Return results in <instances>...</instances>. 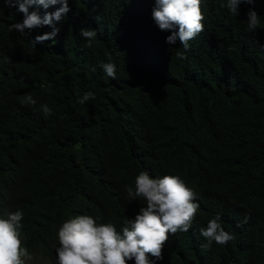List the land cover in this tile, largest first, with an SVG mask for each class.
I'll return each instance as SVG.
<instances>
[{
    "label": "trees",
    "instance_id": "trees-1",
    "mask_svg": "<svg viewBox=\"0 0 264 264\" xmlns=\"http://www.w3.org/2000/svg\"><path fill=\"white\" fill-rule=\"evenodd\" d=\"M223 3L202 0L204 31L179 60V41L167 45L151 20L153 0H69L55 40L35 48L29 40L52 29L10 31L23 14L0 0V215L23 211L22 242L84 207H105L120 231L145 206L125 189L146 170L181 176L200 206L155 264H264V0L240 4L239 16ZM81 28L98 31L92 47ZM108 62L115 79L100 67ZM89 91L96 99L78 103ZM217 214L236 238L204 249L200 229Z\"/></svg>",
    "mask_w": 264,
    "mask_h": 264
},
{
    "label": "clouds",
    "instance_id": "clouds-1",
    "mask_svg": "<svg viewBox=\"0 0 264 264\" xmlns=\"http://www.w3.org/2000/svg\"><path fill=\"white\" fill-rule=\"evenodd\" d=\"M242 3L254 5L256 0H226L221 7L239 16L238 8ZM57 5L59 7L55 11H47ZM201 5L202 0H153L151 20L159 31L170 33L165 38L167 45L179 41L184 49L176 53L179 60L187 59L190 41L204 31L205 16ZM3 6L16 7L23 14L22 22L10 25V31L15 30L28 38L34 30L43 27L52 29L29 40L33 48L36 44L55 40L60 32L55 25L71 11L69 0H3ZM30 8L45 11L40 15L35 10L30 12ZM2 12L3 7H0ZM246 15L247 31L256 35L261 17L254 8L249 9ZM79 35L85 39L87 47H92L98 31L81 28ZM100 67L107 77L116 78L114 63H101ZM90 99H96L94 92L85 93L78 103L85 104ZM20 101L33 107L37 103L30 94L20 97ZM40 110L45 116L51 115L52 110L46 104H42ZM125 191L132 200L143 199L145 206L139 208L134 218H125L120 231L112 222L105 221L110 213L105 207L93 206V210L84 207L81 213L57 220L52 224L51 232L43 234L44 237L37 242L32 243L30 239L22 242L23 211L4 210V215H0V264H129L130 261L134 264H155V261L162 260L169 236L187 233L191 229L200 207L195 202L197 192L179 175L154 178L146 170L135 176L134 188L126 186ZM246 222L247 217L243 223ZM200 236L207 241L201 245L204 249L210 248L213 242L224 246L236 238L224 230L219 214L200 229Z\"/></svg>",
    "mask_w": 264,
    "mask_h": 264
}]
</instances>
